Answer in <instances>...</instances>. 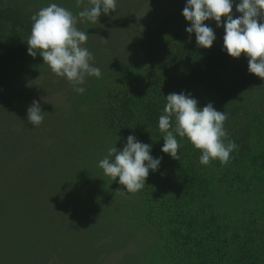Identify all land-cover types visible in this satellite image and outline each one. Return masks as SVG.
<instances>
[{"label":"trees","instance_id":"16d2710c","mask_svg":"<svg viewBox=\"0 0 264 264\" xmlns=\"http://www.w3.org/2000/svg\"><path fill=\"white\" fill-rule=\"evenodd\" d=\"M52 3L72 12L77 20L75 27L88 34L82 47L93 55L90 63L101 70V75L112 60L130 63L137 54L134 61L148 60L145 73L138 77L142 89H124L106 97L95 79L92 82L95 76H88L78 85L85 89L80 94L66 77L51 71L39 50L36 57L28 55L31 17ZM90 6L89 0H0V156L5 155L10 161L7 150H13L20 165L27 157L34 166L39 159L53 163L57 157L68 156L70 168L71 149L76 150L75 146L69 141H56V132L48 129L47 134L53 138L46 145L50 150H40L42 143L36 140V126L31 127L27 120V109L33 100L40 104V97L65 86L69 97L91 101L106 128L120 139L126 142L133 135L141 143L151 145L153 158H161L158 170H149L142 189L145 207L157 213L181 264H264V79L248 72V58L243 53L238 58L227 54L223 49L224 28H217L214 20L203 22L216 36L213 45L205 49L197 46L195 33L185 32L190 24L173 23L168 33H162L168 19L179 15L177 9H169L167 15L171 17L151 16L143 30L137 32L133 18L139 7L135 1L116 0V9L101 13L96 23L78 15ZM232 14L233 18L240 15L236 5ZM225 19L221 17V25ZM35 70L36 75H27ZM21 77L30 78L35 84L23 89ZM181 92L196 99L198 108L212 103L217 111L227 114L224 142L230 140L237 145L227 164L216 159L202 165V152L178 135L179 161L161 151L165 133L158 122L165 115L164 97ZM100 94L104 100L98 103ZM41 110L44 112L42 107ZM43 116L41 126L48 117L45 112ZM170 122L174 126V117ZM73 167L76 169L74 162ZM50 172L48 178H42V186L51 188V182H56L52 191L59 204L67 205L63 214L74 219H65L68 222H63V230L57 228L54 236L55 231L43 228L44 219L15 224L7 218L0 223V264H43L47 257L53 259L50 264H74L82 249L87 250L89 262L92 251L100 248L95 244L108 236L106 207L83 198V193L77 199L80 192L71 191V187L65 189L71 182L68 177L61 181L60 168ZM7 174L2 180L7 190L0 196L10 205L1 204L0 213L16 209L20 214L26 204L25 197L20 200L25 183L19 175L24 173L17 166ZM16 175L15 180L8 177ZM117 242L119 238L112 235L108 243L100 245V250L116 248Z\"/></svg>","mask_w":264,"mask_h":264},{"label":"rangeland","instance_id":"374dc122","mask_svg":"<svg viewBox=\"0 0 264 264\" xmlns=\"http://www.w3.org/2000/svg\"><path fill=\"white\" fill-rule=\"evenodd\" d=\"M137 3L139 9L136 16L133 18L135 29L137 32L143 30L151 16H166L169 9H177L179 15L172 20L169 18L166 27L162 31L163 34L168 33L173 23L180 25H187L190 22L186 21L181 15L182 10L187 3V0H133ZM239 3V0H233V7ZM148 4V5H147ZM235 4V5H234ZM171 15V14H170ZM173 15V13H172ZM167 17H171L167 15ZM173 17V16H172ZM131 19V21H133ZM168 25V26H167ZM136 56H139L138 54ZM135 56V57H136ZM123 62L119 60H112L108 62L104 73L95 79L97 88L104 90L105 96L107 94L114 95L117 91L124 89L139 90L142 89V83L138 77L145 73V69L149 65V61L141 59L140 61ZM137 60V57H136ZM116 68L114 69V67ZM111 67V68H110ZM35 69V68H34ZM36 71V70H35ZM36 72H28L27 75H36ZM51 78L49 74H46ZM22 78V77H21ZM55 78V77H54ZM53 78V79H54ZM91 81V79H90ZM34 80L30 78H22L20 86L30 88L34 85ZM67 87L63 86L55 91L52 90L49 95L40 97V106L44 109L45 118L43 126H36L35 135L38 143H42L41 149L44 151L50 150L48 143H51L53 138L47 134L48 129H54L53 135L61 143H72L76 150L71 149L72 162L69 168L70 157H57L50 163V161L39 159L36 160L35 166L32 165L31 160L24 158L22 165L20 160L14 156L13 150H7L11 155V160L6 161L5 155L0 156V193L7 190V184L2 180L8 175L7 173L15 167H19L24 176L19 175L25 183V192L20 197L26 204L22 207L20 214L15 209V212L9 211L0 213V223L5 222L8 218L9 223L18 224L19 222L29 219L41 222L45 220L44 227L47 231H55L57 228L62 229L63 222L73 220L70 214H63L67 209V205L59 204L56 193L52 191L56 188V182L52 181L51 188L42 186V178H48L50 171L53 168H60L62 172L61 181L68 177L71 182L64 188H70L71 191H78L77 195L90 201L98 202L106 207L105 215L109 221V234L103 238L100 244L104 245L110 241V237L119 238L116 248L106 251L100 250L92 251L91 260L87 262L86 249L79 252V260L74 264H181L178 252L172 248V243L166 236L162 221L156 216L157 213L151 212L150 208L145 207L146 198L142 189L135 193L121 194L119 190L126 191L122 185L116 180L104 174L99 167V161L105 158L110 147H116L121 150L126 142L120 139L108 127L103 124L102 116L96 110V106L92 105L91 101L84 100L82 97H69L67 94ZM120 95V94H118ZM98 103L104 100L103 94H100ZM107 97V96H106ZM23 115H26L24 112ZM100 116V117H98ZM31 127H33L31 125ZM69 141V142H68ZM44 142V143H43ZM47 148V149H46ZM43 151V152H44ZM42 152V151H39ZM73 153V154H72ZM74 155V160H73ZM30 156H33L30 153ZM58 161V162H57ZM75 163V168H72V163ZM34 166V167H33ZM37 167V168H35ZM72 168L71 171H69ZM69 169V170H68ZM58 170V169H57ZM58 174L53 176L56 179ZM11 179H17L16 176H8ZM51 194V195H49ZM49 195V196H48ZM145 200V202H144ZM10 205V203L0 196V205ZM31 207H30V205ZM147 205V203H146ZM32 209V211H31ZM43 211V213H42ZM51 216L53 219L49 220ZM45 217V218H44ZM7 219V220H8ZM67 219V220H65ZM161 222L159 223L158 220ZM6 220V221H7ZM42 227V226H41ZM61 229L57 230L60 231ZM63 230V229H62ZM63 233L62 231H60ZM56 231L54 232L55 236ZM118 235V236H117ZM84 250V251H83ZM97 253V254H96ZM85 257H82V255ZM85 260V261H84ZM53 259L45 258L43 264L52 263Z\"/></svg>","mask_w":264,"mask_h":264},{"label":"clouds","instance_id":"9594fccd","mask_svg":"<svg viewBox=\"0 0 264 264\" xmlns=\"http://www.w3.org/2000/svg\"><path fill=\"white\" fill-rule=\"evenodd\" d=\"M89 3L91 6L78 15L93 23L101 13L108 14L116 9V0H89ZM232 9L233 0H187L181 13L190 22L185 32L195 33L197 46L208 49L216 36L214 30L203 22L214 20L217 28H224L223 49L227 54L238 58L243 53L248 58V72L264 79V0H239L236 12L240 15L236 18H233ZM221 17L226 18L223 25ZM31 20L33 23L26 42L28 55L36 57V50H39L51 71L58 77H66L74 91L83 94L85 89L78 85H82L88 76H101V70L90 63L93 55L82 47L88 34L75 27L77 20L72 12L55 3L42 7ZM164 98L165 115H161L158 122L159 129L165 133L161 151L179 161L178 135L186 137L202 152L199 157L202 165L216 159L222 165L227 164L230 153L237 148L233 141L224 142L227 114L217 111L212 103L198 108V101L183 92L170 93ZM43 113L39 102L33 100L27 109V120L32 126H39L44 119ZM173 117L174 126L170 122ZM150 151V144L141 143L129 135L121 150L114 146L108 149L105 158L99 161V167L112 180L119 178L118 183L126 189L117 190L122 195L135 193L145 186L149 170H158L161 158H153Z\"/></svg>","mask_w":264,"mask_h":264}]
</instances>
